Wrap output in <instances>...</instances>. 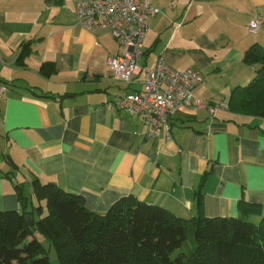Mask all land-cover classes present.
<instances>
[{"label": "crops", "instance_id": "1", "mask_svg": "<svg viewBox=\"0 0 264 264\" xmlns=\"http://www.w3.org/2000/svg\"><path fill=\"white\" fill-rule=\"evenodd\" d=\"M148 1L160 11L147 20L140 64L163 55L204 77L194 89L204 106L177 108L169 135L156 139L145 137L142 115L112 105L143 87V72L128 85L117 79L108 58L124 48L108 31L81 26L75 0H0V80L9 84L0 101V210L21 209L16 183L37 206V179L81 195L96 213L132 195L188 219L208 170L206 216H238L241 197L260 206L248 220L264 215V117L228 104L254 75L243 57L252 44L264 46V0Z\"/></svg>", "mask_w": 264, "mask_h": 264}, {"label": "trees", "instance_id": "2", "mask_svg": "<svg viewBox=\"0 0 264 264\" xmlns=\"http://www.w3.org/2000/svg\"><path fill=\"white\" fill-rule=\"evenodd\" d=\"M243 59L256 66L255 72L248 83L232 91L229 108L264 117V46L252 44ZM51 65L44 62L41 71L49 74ZM208 173L195 189L196 214L188 219L132 195L115 201L105 213H96L81 195L37 179L32 188L39 204L32 209L22 183H16L21 209L0 210V264H50L37 234L55 248L60 264H264V215L258 223L247 219L260 213V206L241 197L238 216H206L202 186ZM188 233L194 246L177 251Z\"/></svg>", "mask_w": 264, "mask_h": 264}, {"label": "built area", "instance_id": "3", "mask_svg": "<svg viewBox=\"0 0 264 264\" xmlns=\"http://www.w3.org/2000/svg\"><path fill=\"white\" fill-rule=\"evenodd\" d=\"M159 11L160 8L148 0H75L74 4L81 26L90 31H108L124 48L122 54L108 58L120 82L128 85L135 73L143 72V87L117 96L112 105L115 110L142 115L147 123L145 137L148 139L169 135L172 115L177 108H199L205 104L194 94L195 87L204 79L194 69H177L163 55L150 65L139 62L144 54L147 20ZM261 22L262 16L257 13L248 30L256 32ZM8 90L9 84L0 80V101Z\"/></svg>", "mask_w": 264, "mask_h": 264}, {"label": "rangeland", "instance_id": "4", "mask_svg": "<svg viewBox=\"0 0 264 264\" xmlns=\"http://www.w3.org/2000/svg\"><path fill=\"white\" fill-rule=\"evenodd\" d=\"M27 192V190L25 191ZM42 244L45 246L46 254L49 256L50 264H60L57 258L55 248L49 244V242L40 234H37ZM194 246V240L192 234L188 233L185 242L182 247L177 251H189Z\"/></svg>", "mask_w": 264, "mask_h": 264}, {"label": "water", "instance_id": "5", "mask_svg": "<svg viewBox=\"0 0 264 264\" xmlns=\"http://www.w3.org/2000/svg\"><path fill=\"white\" fill-rule=\"evenodd\" d=\"M26 220H27V223L28 224H31L32 221H31V216L30 215H27L26 216Z\"/></svg>", "mask_w": 264, "mask_h": 264}]
</instances>
